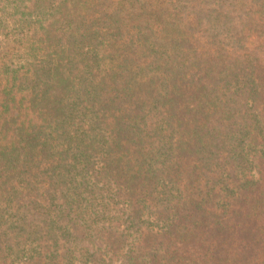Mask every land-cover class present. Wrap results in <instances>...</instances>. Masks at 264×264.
Returning <instances> with one entry per match:
<instances>
[{
  "label": "trees",
  "instance_id": "1",
  "mask_svg": "<svg viewBox=\"0 0 264 264\" xmlns=\"http://www.w3.org/2000/svg\"><path fill=\"white\" fill-rule=\"evenodd\" d=\"M118 260L264 264V0H0V264Z\"/></svg>",
  "mask_w": 264,
  "mask_h": 264
},
{
  "label": "rangeland",
  "instance_id": "2",
  "mask_svg": "<svg viewBox=\"0 0 264 264\" xmlns=\"http://www.w3.org/2000/svg\"><path fill=\"white\" fill-rule=\"evenodd\" d=\"M81 246L87 247L90 250H94V249H98L101 248L102 249V245L100 242H95V243H82ZM112 264H125L122 260H118V261H114Z\"/></svg>",
  "mask_w": 264,
  "mask_h": 264
}]
</instances>
